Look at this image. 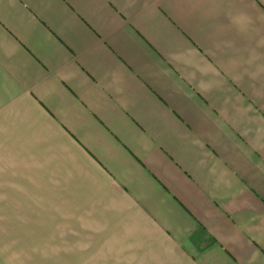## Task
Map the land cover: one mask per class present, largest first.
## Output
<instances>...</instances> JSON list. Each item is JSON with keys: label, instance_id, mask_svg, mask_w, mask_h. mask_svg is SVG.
<instances>
[{"label": "crops", "instance_id": "0c3cea01", "mask_svg": "<svg viewBox=\"0 0 264 264\" xmlns=\"http://www.w3.org/2000/svg\"><path fill=\"white\" fill-rule=\"evenodd\" d=\"M0 264H264V0H0Z\"/></svg>", "mask_w": 264, "mask_h": 264}]
</instances>
